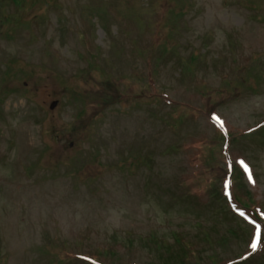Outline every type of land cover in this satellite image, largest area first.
Wrapping results in <instances>:
<instances>
[{
	"label": "rangeland",
	"instance_id": "obj_1",
	"mask_svg": "<svg viewBox=\"0 0 264 264\" xmlns=\"http://www.w3.org/2000/svg\"><path fill=\"white\" fill-rule=\"evenodd\" d=\"M227 161L264 219V0H0V264H264Z\"/></svg>",
	"mask_w": 264,
	"mask_h": 264
},
{
	"label": "snow or ice",
	"instance_id": "obj_2",
	"mask_svg": "<svg viewBox=\"0 0 264 264\" xmlns=\"http://www.w3.org/2000/svg\"><path fill=\"white\" fill-rule=\"evenodd\" d=\"M213 119L215 120V119H218V118L215 117V115H213ZM241 164H243V161H241ZM244 167H245V170L247 171V165H244ZM241 214L243 215V213H241ZM257 230L259 231V226H257ZM252 247L255 248L256 247V244L253 243L252 244Z\"/></svg>",
	"mask_w": 264,
	"mask_h": 264
},
{
	"label": "water",
	"instance_id": "obj_3",
	"mask_svg": "<svg viewBox=\"0 0 264 264\" xmlns=\"http://www.w3.org/2000/svg\"><path fill=\"white\" fill-rule=\"evenodd\" d=\"M54 107V106H53Z\"/></svg>",
	"mask_w": 264,
	"mask_h": 264
}]
</instances>
